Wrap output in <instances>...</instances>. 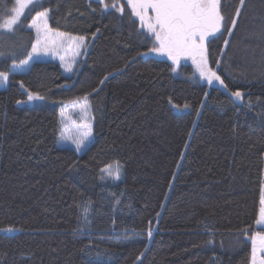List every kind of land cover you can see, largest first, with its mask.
<instances>
[{"label": "trees", "instance_id": "obj_1", "mask_svg": "<svg viewBox=\"0 0 264 264\" xmlns=\"http://www.w3.org/2000/svg\"><path fill=\"white\" fill-rule=\"evenodd\" d=\"M104 3L41 0L7 29L14 0H0V264H249L264 232V0L238 18L240 0H221L205 56L223 85L151 52L132 9ZM45 9L51 30L85 41L73 73L41 60L12 72ZM85 101L93 141L77 154L59 145L61 114ZM112 165L118 183L102 178Z\"/></svg>", "mask_w": 264, "mask_h": 264}, {"label": "snow or ice", "instance_id": "obj_2", "mask_svg": "<svg viewBox=\"0 0 264 264\" xmlns=\"http://www.w3.org/2000/svg\"><path fill=\"white\" fill-rule=\"evenodd\" d=\"M37 2L38 0H16L17 6L11 10L13 14L4 21L2 27L11 29L13 25L18 23L24 8L29 4L34 6ZM97 2L103 4L105 10H109V5L104 3V0H97ZM127 3L131 7L134 16L139 18L142 27H146L147 31L155 37L151 52L167 54L174 63L178 61L181 55H191L194 62L197 63L200 76L206 79L209 85L213 81H218L223 85L224 82L220 76L208 67L205 56V41L209 37L215 38V34L220 32L223 27L224 16L220 10L221 0H127ZM244 3L245 0H240V7L236 9L237 18ZM111 8L115 9L116 4L111 5ZM118 10L122 13L123 7ZM149 10L152 11L153 15H148ZM47 15L48 10L45 9L38 12L33 19L34 21L43 20ZM235 24L236 18H233L232 25L235 26ZM32 26L36 27L35 23ZM37 31L39 32V28H37ZM39 43L37 41V44L33 45L29 59H33V54L39 55ZM227 43L228 41H225V44ZM196 57H199L198 61ZM27 62V60L21 61L22 64ZM7 79L5 73H0V83ZM233 95L238 99L241 97L240 92H235ZM28 99H42V97L29 94ZM90 135L91 129L89 127L79 140L73 141L76 144L77 151H81L86 146L87 137ZM108 169V174L112 175L111 166H108ZM114 178L119 179V165H117ZM261 204H264V198L261 199ZM256 223L264 227V208L260 209L259 219ZM7 231L12 232L15 230L9 228ZM251 242L253 245L251 264H264V255L257 256L258 252L264 253V232H257L252 237Z\"/></svg>", "mask_w": 264, "mask_h": 264}, {"label": "rangeland", "instance_id": "obj_3", "mask_svg": "<svg viewBox=\"0 0 264 264\" xmlns=\"http://www.w3.org/2000/svg\"><path fill=\"white\" fill-rule=\"evenodd\" d=\"M40 1L41 0H38L36 4H38ZM120 1L126 4L129 9H131V7L127 3V0H120ZM16 6H17L16 0H14V7ZM31 6H32L31 4L26 6L23 12L29 9V11L33 13L34 11L33 10L31 11V8H32ZM36 15L37 14L31 15V22L26 27V30L31 32L34 35L35 37L34 45L37 44V41L40 42L39 43L40 53L39 55L33 54V59H28L27 60L28 62L26 64H21L20 66H12L11 68L12 72H15V73L26 72L32 63H34L35 61L41 60V61H50L53 63H58L59 66L62 68L63 73L66 76L71 75L74 71V68L77 65L81 52L85 46V41L81 39L79 40L76 38L65 36L64 34L51 30L48 26L47 17H45L43 20L34 21L33 18L36 17ZM148 15L149 16L153 15L151 10L148 11ZM137 19L139 18L137 17ZM34 23L36 27L32 26ZM37 28H39V32L37 31ZM180 57L193 58L191 55H187V54L181 55ZM7 81L8 79L4 81L3 83H0V89L6 88ZM85 102L72 105L69 108L64 109V111L61 114L62 133L60 136L59 145L62 147L71 148L74 151H76L77 154H82L90 146V144L93 141L92 120L88 113L87 102L86 103ZM89 127L91 129V135L87 137L86 146L81 151H77L76 144L73 141L79 140L84 135V133L88 130ZM116 170H117V165H112L110 169L112 175H109L108 167L103 169L101 173L103 180L107 182H111V183L120 182L122 178L121 169L119 168V179L114 178L116 175ZM263 181H264V166H263ZM262 198H264V194H261V197H260L259 212H258L257 219H259L260 209L264 208V204H261ZM257 227L264 229V227L260 225H257ZM255 234H253L250 237V242L252 240V237ZM252 247L253 245L251 242V251H252ZM262 255H264V253H260V252L257 253L258 257ZM249 264H251V256H250Z\"/></svg>", "mask_w": 264, "mask_h": 264}, {"label": "crops", "instance_id": "obj_4", "mask_svg": "<svg viewBox=\"0 0 264 264\" xmlns=\"http://www.w3.org/2000/svg\"><path fill=\"white\" fill-rule=\"evenodd\" d=\"M260 228V227H259Z\"/></svg>", "mask_w": 264, "mask_h": 264}]
</instances>
